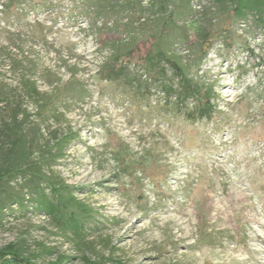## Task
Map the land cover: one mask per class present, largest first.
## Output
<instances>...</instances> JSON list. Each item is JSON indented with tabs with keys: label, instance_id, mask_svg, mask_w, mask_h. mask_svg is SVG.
<instances>
[{
	"label": "rangeland",
	"instance_id": "rangeland-1",
	"mask_svg": "<svg viewBox=\"0 0 264 264\" xmlns=\"http://www.w3.org/2000/svg\"><path fill=\"white\" fill-rule=\"evenodd\" d=\"M96 1L28 0L14 9L0 2V155L12 111L28 114L23 132L33 152L76 133L51 170L94 210L76 238L31 207L13 206L0 222V248H49L37 264H84V256L264 264V33L252 18L234 25L233 50L216 43L198 68L189 44L170 47L216 94L213 118L193 123L156 89L134 102L98 74L117 43L158 33L155 0H106L98 19ZM191 9L180 22L189 41L221 17L213 0H193ZM43 101L50 104L41 109Z\"/></svg>",
	"mask_w": 264,
	"mask_h": 264
},
{
	"label": "trees",
	"instance_id": "trees-1",
	"mask_svg": "<svg viewBox=\"0 0 264 264\" xmlns=\"http://www.w3.org/2000/svg\"><path fill=\"white\" fill-rule=\"evenodd\" d=\"M26 1L0 0L8 9L20 7ZM30 1L37 4L45 0ZM213 1L218 7L220 20L201 28L196 38L189 41L185 26L180 22L192 11L193 0H155L161 13L158 33L143 40L129 35L125 42L117 43L100 66V78L112 84L120 83L131 101L135 102L137 97L149 99L154 88L163 94L167 107L173 106L187 120L193 123L211 120L216 113V106L212 103L216 97L213 87L195 80L189 68L172 54L170 47L173 44H189L194 65L198 68L216 43L220 42L229 52L233 50L238 38L233 35L234 25L247 23L252 18L255 29L264 33V0ZM105 3L106 0L94 3L97 11L93 15L96 19L102 16ZM26 86L30 95L41 98L42 93L35 82H29ZM49 104L43 101L40 108L44 109ZM23 112H10V121L2 126L8 147L0 155V222L13 212V206L20 210L31 207L51 218L63 231L79 238L92 220L94 210L78 200L73 188L51 170L59 159L65 157L66 150L78 139V135L66 133L53 144L38 147L33 152L26 146L23 130L28 114ZM13 184L19 188L16 189ZM42 253L53 254L49 248H42L40 253H31L23 245L10 243L0 248V264H37L35 261ZM83 260L84 264H108L106 260L96 261L87 256ZM60 262L61 259L49 264Z\"/></svg>",
	"mask_w": 264,
	"mask_h": 264
}]
</instances>
